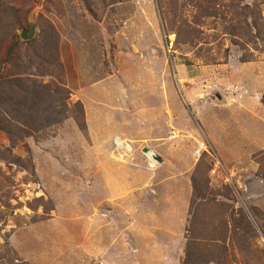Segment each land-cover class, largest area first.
I'll return each instance as SVG.
<instances>
[{
    "label": "rangeland",
    "instance_id": "1",
    "mask_svg": "<svg viewBox=\"0 0 264 264\" xmlns=\"http://www.w3.org/2000/svg\"><path fill=\"white\" fill-rule=\"evenodd\" d=\"M12 48L58 94L0 131V264H264V0H0Z\"/></svg>",
    "mask_w": 264,
    "mask_h": 264
},
{
    "label": "trees",
    "instance_id": "2",
    "mask_svg": "<svg viewBox=\"0 0 264 264\" xmlns=\"http://www.w3.org/2000/svg\"><path fill=\"white\" fill-rule=\"evenodd\" d=\"M24 45H31V43L26 42ZM13 52V48L8 51L4 64L17 70L16 74L5 76V81L0 77V109L5 115V118H0V131L9 135L10 142H12L14 138L20 139V134L12 131V127L16 125L14 123L22 125L27 124L21 119L23 116L21 110L27 107L26 104L30 101L31 106L37 108V111L34 113L35 115L39 112L40 98L42 95L52 100L55 99L52 97L58 94V88L51 90L50 94L46 91V88L43 87L44 85H40L38 82L30 79V77L33 76L28 73L30 69L33 68L36 71L40 70L37 63L38 55L35 52L34 54H30V48H27L20 53L22 56L15 55L14 57ZM61 92L66 93L68 97L70 96L69 91L65 89H62ZM261 102L264 104V94ZM77 105L80 107L79 104ZM54 106L55 105L49 106L48 109L50 110ZM14 107L16 108L15 111L12 110ZM42 114L43 110H41L40 117H42L45 122L51 123L53 121V118L51 119L49 116L46 117ZM19 131L21 130L19 129ZM242 228L245 232L250 231L246 220L243 222ZM213 247L212 243H206L205 240H196L195 243L188 240L184 249V258L180 264H208L209 262L206 254H213Z\"/></svg>",
    "mask_w": 264,
    "mask_h": 264
},
{
    "label": "built area",
    "instance_id": "3",
    "mask_svg": "<svg viewBox=\"0 0 264 264\" xmlns=\"http://www.w3.org/2000/svg\"><path fill=\"white\" fill-rule=\"evenodd\" d=\"M112 146H113V154L115 156V159H118L120 161H123L126 157L128 158L132 154L134 149L132 144L128 140L122 139L117 136L112 139ZM143 155L150 162H154V158L156 157L155 153H153L152 151H150L149 153H145Z\"/></svg>",
    "mask_w": 264,
    "mask_h": 264
},
{
    "label": "water",
    "instance_id": "4",
    "mask_svg": "<svg viewBox=\"0 0 264 264\" xmlns=\"http://www.w3.org/2000/svg\"><path fill=\"white\" fill-rule=\"evenodd\" d=\"M35 28H36L35 25L33 23H31L29 25V28L28 29H25V30H23L20 33V35H19L20 39L22 41H24V42L31 41L34 38V36H35ZM142 152L143 153H147L148 152V149L147 148H144ZM155 161L157 163H159V164L162 163V160H161L160 157H156L155 158Z\"/></svg>",
    "mask_w": 264,
    "mask_h": 264
},
{
    "label": "bare ground",
    "instance_id": "5",
    "mask_svg": "<svg viewBox=\"0 0 264 264\" xmlns=\"http://www.w3.org/2000/svg\"><path fill=\"white\" fill-rule=\"evenodd\" d=\"M149 152H150V150H149ZM149 152H147V153H149Z\"/></svg>",
    "mask_w": 264,
    "mask_h": 264
}]
</instances>
